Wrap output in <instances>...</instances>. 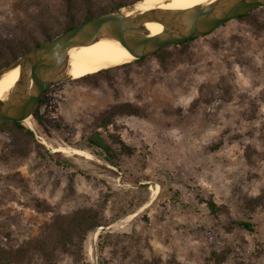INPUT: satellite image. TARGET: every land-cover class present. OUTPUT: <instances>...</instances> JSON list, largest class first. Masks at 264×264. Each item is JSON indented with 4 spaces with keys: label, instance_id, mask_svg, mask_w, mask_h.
Returning <instances> with one entry per match:
<instances>
[{
    "label": "rangeland",
    "instance_id": "374dc122",
    "mask_svg": "<svg viewBox=\"0 0 264 264\" xmlns=\"http://www.w3.org/2000/svg\"><path fill=\"white\" fill-rule=\"evenodd\" d=\"M31 1L0 0V37ZM161 55L70 77L42 94L41 123L30 115L24 129L0 127V248L38 237L58 214L94 207L105 225L56 264H216L212 252L225 254L217 264H264V9ZM121 102L141 113L97 128L96 117ZM93 131L110 143V161L87 147ZM198 197H211L218 213Z\"/></svg>",
    "mask_w": 264,
    "mask_h": 264
},
{
    "label": "water",
    "instance_id": "95a60500",
    "mask_svg": "<svg viewBox=\"0 0 264 264\" xmlns=\"http://www.w3.org/2000/svg\"><path fill=\"white\" fill-rule=\"evenodd\" d=\"M142 1L87 18L0 67V78L18 69L14 84L0 98V124L23 121L48 88L70 78L68 54L74 45L108 40L130 49L133 59H139L164 46L205 35L255 8L264 9V0H208L182 9L145 8ZM147 21L160 23V32L152 35L144 26Z\"/></svg>",
    "mask_w": 264,
    "mask_h": 264
},
{
    "label": "trees",
    "instance_id": "16d2710c",
    "mask_svg": "<svg viewBox=\"0 0 264 264\" xmlns=\"http://www.w3.org/2000/svg\"><path fill=\"white\" fill-rule=\"evenodd\" d=\"M131 1L133 0H32L30 5L33 10L26 14V20H19L16 23L14 31H11L5 37H0V67L29 48L40 44L65 29L87 18ZM249 12L236 19L243 18ZM77 14H82V18L74 22ZM36 35H39L41 41L37 40ZM189 40L173 46H182ZM162 49L163 47L151 54L158 56L163 61L164 58L161 55ZM105 71L107 69H101L80 78L90 80L97 73ZM44 102H47V100L42 95L31 114L39 123L42 122V117L39 114V106ZM140 113L134 104L129 102L115 103L96 117L95 125L97 128L106 129L107 125L113 122L115 115H138ZM6 125H10L19 130L24 129V126L19 121H6L0 124V127ZM26 131L32 135L30 130L26 129ZM113 141L118 144L121 151L126 153L131 152L132 149L126 146L119 138L113 139ZM86 142L88 148H93L91 151L94 155L105 161H110L108 156L111 154L112 148L101 132H91L86 137ZM35 145L38 148L43 147L37 141H35ZM71 165L75 171L83 173L76 164ZM198 200L205 203L212 215L218 213L220 206L211 197H198ZM253 200L255 201V206L262 203L261 196L257 195ZM234 223L244 229H252L250 222L236 220ZM100 225H105L102 222L101 211L94 207L78 208L67 214H58L44 226L42 234L38 237L14 249L0 248V264H56L58 254L73 253L68 250V247L80 246L86 233L96 230ZM100 236L101 232L98 234V237ZM213 255L215 256L214 261L216 264L220 263L225 257V254L222 253L217 254L212 252ZM146 264L150 263L146 262Z\"/></svg>",
    "mask_w": 264,
    "mask_h": 264
},
{
    "label": "bare ground",
    "instance_id": "6f19581e",
    "mask_svg": "<svg viewBox=\"0 0 264 264\" xmlns=\"http://www.w3.org/2000/svg\"><path fill=\"white\" fill-rule=\"evenodd\" d=\"M208 0H143L140 5L145 8L159 7L168 9H182L194 6ZM145 28L155 35L160 32L162 25L158 22L147 21ZM130 49L108 40H97L92 43L78 44L71 47L68 54V74L75 79L101 69L129 62L133 59ZM18 76V69L5 73L0 78V98L11 88ZM31 122L29 117L24 119ZM61 148H56L59 150ZM64 150V149H61ZM78 149H74L77 152ZM81 152V151H78ZM153 189V195L155 193ZM137 212V211H136ZM131 213L129 216L134 215Z\"/></svg>",
    "mask_w": 264,
    "mask_h": 264
}]
</instances>
